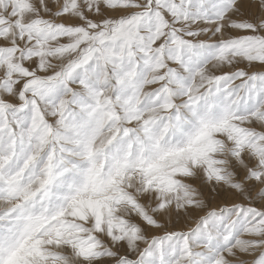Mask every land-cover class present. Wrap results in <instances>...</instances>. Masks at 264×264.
Returning a JSON list of instances; mask_svg holds the SVG:
<instances>
[{
    "label": "snow or ice",
    "instance_id": "1",
    "mask_svg": "<svg viewBox=\"0 0 264 264\" xmlns=\"http://www.w3.org/2000/svg\"><path fill=\"white\" fill-rule=\"evenodd\" d=\"M0 264H264V0H0Z\"/></svg>",
    "mask_w": 264,
    "mask_h": 264
}]
</instances>
